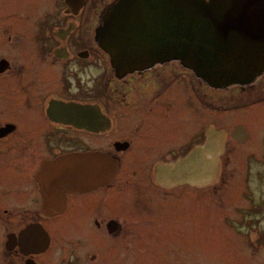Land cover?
Masks as SVG:
<instances>
[{
	"label": "flooded vegetation",
	"instance_id": "1",
	"mask_svg": "<svg viewBox=\"0 0 264 264\" xmlns=\"http://www.w3.org/2000/svg\"><path fill=\"white\" fill-rule=\"evenodd\" d=\"M118 1L0 0V264H198L218 190L177 165L216 103L253 101L264 142V69L225 89L179 61L119 74L96 40Z\"/></svg>",
	"mask_w": 264,
	"mask_h": 264
},
{
	"label": "water",
	"instance_id": "2",
	"mask_svg": "<svg viewBox=\"0 0 264 264\" xmlns=\"http://www.w3.org/2000/svg\"><path fill=\"white\" fill-rule=\"evenodd\" d=\"M96 40L119 74L179 61L215 89L250 84L264 69V0H119ZM233 136L243 142L249 134L237 126ZM225 149L226 132L211 127L204 145L177 165V177L216 183Z\"/></svg>",
	"mask_w": 264,
	"mask_h": 264
},
{
	"label": "rangeland",
	"instance_id": "3",
	"mask_svg": "<svg viewBox=\"0 0 264 264\" xmlns=\"http://www.w3.org/2000/svg\"><path fill=\"white\" fill-rule=\"evenodd\" d=\"M218 104L213 127L230 131L239 124L248 129L250 137L244 145L227 142L221 173L213 187L218 190L216 207L205 214L208 218L198 221L194 240L198 264H264V142L258 136V112L253 101L236 98L223 107ZM232 190L239 192L231 198L235 203L228 209L227 204L222 205ZM236 206L242 209L236 211ZM251 237L257 243L255 253Z\"/></svg>",
	"mask_w": 264,
	"mask_h": 264
}]
</instances>
